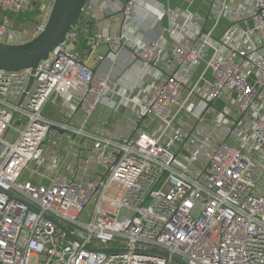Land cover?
<instances>
[{"label":"built area","instance_id":"1","mask_svg":"<svg viewBox=\"0 0 264 264\" xmlns=\"http://www.w3.org/2000/svg\"><path fill=\"white\" fill-rule=\"evenodd\" d=\"M52 1L38 4L33 36ZM135 6H120L124 23ZM210 14L229 21L218 37L160 6L168 25L145 41L93 32L86 3L35 68L0 69V264H264V0ZM100 43L112 57L126 45L148 80L122 88L93 70ZM53 96L67 119L80 107V126L43 115ZM99 105L130 114L112 134L86 129Z\"/></svg>","mask_w":264,"mask_h":264},{"label":"crops","instance_id":"2","mask_svg":"<svg viewBox=\"0 0 264 264\" xmlns=\"http://www.w3.org/2000/svg\"><path fill=\"white\" fill-rule=\"evenodd\" d=\"M44 0H35L36 8L39 3ZM126 0H88L87 4L92 6L96 19L93 21V32H106L110 36H119L124 33L128 37H133L141 40H149L156 37L168 25V17L163 16L157 19L158 7L171 8L176 12L190 11L201 18L202 30H210L214 37H218L229 25L226 17L222 16L215 23L211 18V8L221 6L222 2L233 5H238L239 0H213L210 4L209 0H136L135 11L129 23H124L120 6ZM6 17L8 19V29L4 37L6 43H21L29 40L33 36V29L35 25L29 24L18 19L16 14H8L0 9V22ZM242 26L250 25V22H241ZM137 28V31L134 29ZM138 32V33H137ZM108 47L104 43H100L89 60V64L93 70L101 74H111L117 80V83L122 88H131L138 84L140 80H148L144 74L141 64L132 58L130 49L123 45L117 55L112 57L107 55ZM105 56L104 59H98V56ZM203 69L201 64L196 72V75ZM194 75V78L196 77ZM210 78V74L207 73ZM217 107L223 105L221 100L215 102ZM72 110L73 118L67 119L66 114L62 110V105L59 97L53 96L43 107L42 113L44 116L60 121L68 122L73 126H80L84 119V114L80 107L75 106ZM129 108L122 107L119 111L113 112L105 105H99L94 112L86 120L84 127L93 131H101L112 134L119 125L124 123L126 115L130 114ZM62 133V131H59ZM55 133V129H53ZM67 136L73 137L68 132ZM63 156L66 152L61 153ZM51 155H46V160H50Z\"/></svg>","mask_w":264,"mask_h":264},{"label":"water","instance_id":"3","mask_svg":"<svg viewBox=\"0 0 264 264\" xmlns=\"http://www.w3.org/2000/svg\"><path fill=\"white\" fill-rule=\"evenodd\" d=\"M88 0H53L43 29L21 43L0 41V69L20 71L35 68L49 52L62 43L77 22Z\"/></svg>","mask_w":264,"mask_h":264},{"label":"trees","instance_id":"4","mask_svg":"<svg viewBox=\"0 0 264 264\" xmlns=\"http://www.w3.org/2000/svg\"><path fill=\"white\" fill-rule=\"evenodd\" d=\"M36 12H37V8H35L34 10L32 9L26 12L18 13L16 14V16L18 17L19 20L32 26L36 24V20H35Z\"/></svg>","mask_w":264,"mask_h":264},{"label":"rangeland","instance_id":"5","mask_svg":"<svg viewBox=\"0 0 264 264\" xmlns=\"http://www.w3.org/2000/svg\"><path fill=\"white\" fill-rule=\"evenodd\" d=\"M36 8V3H35V0L33 1V10ZM108 133V132H107ZM16 134L13 133V131L11 130L10 133L8 134V136L6 137L7 140L9 141H13L14 138H15Z\"/></svg>","mask_w":264,"mask_h":264}]
</instances>
